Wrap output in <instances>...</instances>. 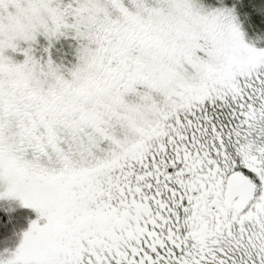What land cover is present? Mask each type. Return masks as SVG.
<instances>
[{
	"label": "snow or ice",
	"instance_id": "6c2138e0",
	"mask_svg": "<svg viewBox=\"0 0 264 264\" xmlns=\"http://www.w3.org/2000/svg\"><path fill=\"white\" fill-rule=\"evenodd\" d=\"M0 264H264V0H0Z\"/></svg>",
	"mask_w": 264,
	"mask_h": 264
},
{
	"label": "trees",
	"instance_id": "16d2710c",
	"mask_svg": "<svg viewBox=\"0 0 264 264\" xmlns=\"http://www.w3.org/2000/svg\"><path fill=\"white\" fill-rule=\"evenodd\" d=\"M25 214V213H24ZM32 218H34V213L33 214H30Z\"/></svg>",
	"mask_w": 264,
	"mask_h": 264
},
{
	"label": "rangeland",
	"instance_id": "374dc122",
	"mask_svg": "<svg viewBox=\"0 0 264 264\" xmlns=\"http://www.w3.org/2000/svg\"><path fill=\"white\" fill-rule=\"evenodd\" d=\"M20 214H21V215H24V212L22 211Z\"/></svg>",
	"mask_w": 264,
	"mask_h": 264
}]
</instances>
